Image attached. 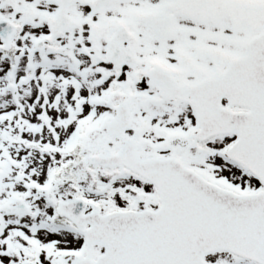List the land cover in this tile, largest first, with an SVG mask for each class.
<instances>
[{"label":"snow or ice","instance_id":"6c2138e0","mask_svg":"<svg viewBox=\"0 0 264 264\" xmlns=\"http://www.w3.org/2000/svg\"><path fill=\"white\" fill-rule=\"evenodd\" d=\"M0 264H264V0H0Z\"/></svg>","mask_w":264,"mask_h":264}]
</instances>
